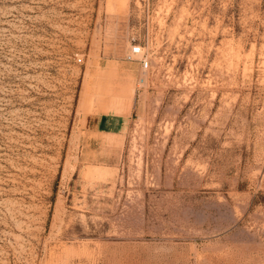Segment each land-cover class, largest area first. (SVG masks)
<instances>
[{"label": "rangeland", "instance_id": "rangeland-1", "mask_svg": "<svg viewBox=\"0 0 264 264\" xmlns=\"http://www.w3.org/2000/svg\"><path fill=\"white\" fill-rule=\"evenodd\" d=\"M0 264H264V0H0Z\"/></svg>", "mask_w": 264, "mask_h": 264}, {"label": "built area", "instance_id": "built-area-1", "mask_svg": "<svg viewBox=\"0 0 264 264\" xmlns=\"http://www.w3.org/2000/svg\"><path fill=\"white\" fill-rule=\"evenodd\" d=\"M125 58L130 61L139 60L144 69H148L150 67L149 57L144 50V46L140 42L131 43V46L126 52Z\"/></svg>", "mask_w": 264, "mask_h": 264}, {"label": "bare ground", "instance_id": "bare-ground-1", "mask_svg": "<svg viewBox=\"0 0 264 264\" xmlns=\"http://www.w3.org/2000/svg\"><path fill=\"white\" fill-rule=\"evenodd\" d=\"M124 109V108H123Z\"/></svg>", "mask_w": 264, "mask_h": 264}]
</instances>
